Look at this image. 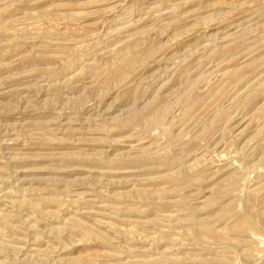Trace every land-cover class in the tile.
I'll return each instance as SVG.
<instances>
[{"label": "rangeland", "instance_id": "obj_1", "mask_svg": "<svg viewBox=\"0 0 264 264\" xmlns=\"http://www.w3.org/2000/svg\"><path fill=\"white\" fill-rule=\"evenodd\" d=\"M0 264H264V0H0Z\"/></svg>", "mask_w": 264, "mask_h": 264}]
</instances>
